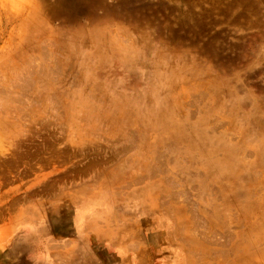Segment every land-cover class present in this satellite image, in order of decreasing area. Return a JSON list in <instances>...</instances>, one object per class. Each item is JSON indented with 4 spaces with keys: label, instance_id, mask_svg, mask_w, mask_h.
Here are the masks:
<instances>
[{
    "label": "rangeland",
    "instance_id": "rangeland-1",
    "mask_svg": "<svg viewBox=\"0 0 264 264\" xmlns=\"http://www.w3.org/2000/svg\"><path fill=\"white\" fill-rule=\"evenodd\" d=\"M0 264H264V0H0Z\"/></svg>",
    "mask_w": 264,
    "mask_h": 264
}]
</instances>
